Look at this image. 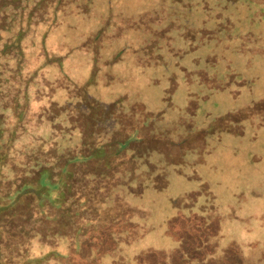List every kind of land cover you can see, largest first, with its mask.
<instances>
[{
	"label": "rangeland",
	"instance_id": "rangeland-1",
	"mask_svg": "<svg viewBox=\"0 0 264 264\" xmlns=\"http://www.w3.org/2000/svg\"><path fill=\"white\" fill-rule=\"evenodd\" d=\"M158 5L166 6V20L154 23L153 29L167 30L169 39L139 30L126 40L122 37L115 41L108 29L97 51L94 45L84 47L110 10L134 16ZM92 6L91 15H59L58 27L47 34L42 52L37 46L28 48L20 67L7 55L0 58V255L15 256L19 252L13 244L16 239L19 248H27L23 236L33 225L30 222L38 221L44 227V236L45 227L51 225V218L37 214L36 208L41 205L48 209L42 197L35 200L28 191H21L14 200L13 193L22 183L35 181L29 173L31 166L40 169L47 165L50 171L56 168L52 137L67 129L52 126L48 121L51 116L47 113L41 117V110L48 109L51 102L58 106L76 102L70 94L85 87L90 96L104 103L123 98L126 111L130 103H141L147 111L160 113L164 126H176L181 133L187 125L192 132L206 130L200 146L183 156L180 153V161L165 163L157 153L151 154L150 162L165 174L166 188L154 190L146 182L141 197L121 189L125 203L145 215L138 214L133 223L151 230L118 255H102L100 264H133L135 256L151 250L171 254L176 243L165 234L167 223L180 215L183 222L179 220V225L188 226L189 208L181 200L202 184L208 185L219 217L218 235L210 239L215 256L231 248L237 251L241 264H264V125L254 118L225 124L228 129L222 125L214 128L217 118L264 99V0H183V4L177 0H106L105 5L102 0H92ZM144 42H157L153 56H158L145 67L140 66L145 65L139 61L141 56L131 51ZM119 52L120 60L114 61ZM35 65H43L36 79ZM93 65H100L94 82ZM184 69L192 74L187 77ZM199 73L226 84L225 89L208 88ZM110 76L113 82L108 81ZM61 78L66 83L49 93L45 85ZM79 140L75 132L70 139H57V145L60 149L74 148ZM55 176L50 172V181ZM46 192L44 189L42 194L48 195ZM205 199L200 195L192 211H198ZM91 206L89 220L96 218L95 206ZM124 209L114 205L102 214L112 219V213ZM53 214L48 212L49 217ZM127 217L126 213L120 215L121 220ZM16 221L30 222L20 229L15 227ZM59 223L65 225L61 231L73 236L70 221ZM87 235L89 240H79L84 252L106 245L100 234ZM64 239L53 240V246L34 240L31 255H44L56 247L79 264L84 254H74L73 241Z\"/></svg>",
	"mask_w": 264,
	"mask_h": 264
},
{
	"label": "trees",
	"instance_id": "trees-1",
	"mask_svg": "<svg viewBox=\"0 0 264 264\" xmlns=\"http://www.w3.org/2000/svg\"><path fill=\"white\" fill-rule=\"evenodd\" d=\"M177 1L183 4V0ZM102 2L105 5L106 0ZM164 7L166 6L158 5L155 9L141 11L134 16H124L120 11L110 10L109 16L102 20L99 31L89 37L84 47L94 45L93 49L97 51L100 48L97 46L102 43L108 29L115 41L122 37L126 40L139 30L169 39L165 35L167 30L153 29L154 23L158 25L166 20ZM92 10V0H0V58L7 55L16 67H20L28 48L37 46L42 52L47 34L58 27L59 15H91ZM156 44L157 42H144L139 48H131L133 53L141 56L139 61L145 64L140 66H150L146 64L158 60L157 55L153 56ZM120 58L121 52L115 56L114 61ZM35 66L34 79L43 65ZM99 70L100 65L92 66V82ZM184 71L187 77L192 74L185 69ZM198 75L201 82L210 89L223 90L226 87V84L209 79L205 74ZM230 78H234V75ZM108 81L113 82L114 77L110 76ZM65 83L66 79L61 78L54 83L48 82L45 86L51 93ZM70 96L77 98V101H68L61 106L51 102L48 109L41 110V117H45L47 113L51 116L48 121L52 126L67 129L60 136L52 137V144L56 145L53 146L52 157L56 161L53 164L56 168L50 171L47 165L40 169L39 166L37 169L31 166L29 173L34 176L35 181L22 183L13 193L14 200L21 191H28L35 200L40 196V201L42 197L48 203V209L41 205L36 208L37 214L39 212L51 218V225L45 227L44 236V227L38 225V221H21L22 225L20 221H16L15 227L19 226L20 229L24 224L26 226L29 222L33 223L23 236L27 248H19L21 244L17 239L14 240L13 244L19 252L10 258L0 255V264H10L9 259L15 264H76L71 261L70 254L62 255L56 247H51L44 255L32 256L30 245L38 239L42 243L46 241L48 246H53V240L65 238L67 242L73 241L74 254H84L79 264H100L102 255H118L121 249L142 239L151 230L148 226L140 227L133 223L135 216L141 214L144 218L145 215L125 203L121 189L128 190L134 197H141L148 184L154 190H163L166 188V177L162 170L150 162L151 154L157 153L165 163L180 161L187 152L197 149L206 135V130L203 129L189 131L191 125H187L182 133L176 126H164L161 114L147 111L141 103H130L126 111L123 98L104 103L90 96L85 87H79ZM192 110L193 107L190 111ZM254 118H258L259 123L264 125V99L234 114L217 118L214 128L220 129L222 125L223 129H228L226 125L229 123H241ZM235 129L240 132L239 126ZM53 130L56 132L58 129L53 127ZM75 132L80 135L79 145L60 149L57 139H70ZM180 153L182 156H179ZM137 171L139 174L135 175ZM50 172L56 173L52 181ZM44 189L48 195L42 194ZM200 195L206 197L205 203L194 212L192 209ZM181 202L186 203L189 208L188 226L185 223L179 225V220L183 222L179 215L177 219L167 223L165 231L176 243L173 252L165 254L161 251H147L135 256L133 264H241L235 249L229 248L215 256L216 250L210 239L218 235L219 217L208 185L202 184L198 191H192ZM91 204L95 206L93 211L96 218L89 220ZM114 205L125 209L112 213V219L102 214ZM50 211L54 213L51 217L48 215ZM124 213L128 217L121 220L120 215ZM22 218L27 219L25 215ZM59 221H70L68 224H73L70 225L73 236L60 230L65 225ZM88 233L100 234L103 237L102 243L105 242L106 245L84 252L79 240H89Z\"/></svg>",
	"mask_w": 264,
	"mask_h": 264
}]
</instances>
